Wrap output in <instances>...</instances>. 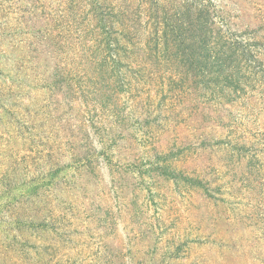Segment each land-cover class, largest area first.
I'll return each instance as SVG.
<instances>
[{"label": "rangeland", "instance_id": "1", "mask_svg": "<svg viewBox=\"0 0 264 264\" xmlns=\"http://www.w3.org/2000/svg\"><path fill=\"white\" fill-rule=\"evenodd\" d=\"M0 264H264V0H0Z\"/></svg>", "mask_w": 264, "mask_h": 264}]
</instances>
